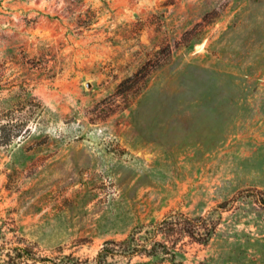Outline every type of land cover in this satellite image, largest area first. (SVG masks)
<instances>
[{
  "label": "rangeland",
  "instance_id": "374dc122",
  "mask_svg": "<svg viewBox=\"0 0 264 264\" xmlns=\"http://www.w3.org/2000/svg\"><path fill=\"white\" fill-rule=\"evenodd\" d=\"M29 99L0 147V264L133 236L153 254L106 264H264V0H0V113ZM181 213L206 240L153 233Z\"/></svg>",
  "mask_w": 264,
  "mask_h": 264
},
{
  "label": "trees",
  "instance_id": "16d2710c",
  "mask_svg": "<svg viewBox=\"0 0 264 264\" xmlns=\"http://www.w3.org/2000/svg\"><path fill=\"white\" fill-rule=\"evenodd\" d=\"M148 65H145L139 70L137 73H135L133 76H128L125 79H123L118 84V92L121 94L128 92L131 89H139L140 85L142 84L138 83V80L143 76L140 75L142 71L146 72L148 71ZM144 82V81H143ZM29 102L28 110L24 112V114L17 117H14L15 112L20 111L18 108H11L7 111L0 113V147L8 148L11 145L17 143L25 137L30 132L29 127V120L30 116L34 112V108L37 106H40V103L38 101H34L33 99L25 100V103ZM182 219L180 221H177L175 218H172L171 216L165 217L162 221L158 222L157 224H154L153 226V233H156L159 230H164V228H171L176 223H181L183 230L190 236L193 237L197 241H203L206 240V236L210 233V229H208L206 232L200 231V224L198 223L200 220L203 219L202 216H197L194 218H191L189 216L183 215L181 213ZM151 233V235H153ZM137 236H133L131 238H124L117 241H112L111 243H107L101 247L99 252L97 253L95 264H106L107 257L110 255H114L118 251H123L127 253H142V254H153V250H155V246L157 242H159L157 239H153L154 244L151 246V248L147 247L145 243H143L141 240L136 238ZM152 238V236L150 237ZM148 237V239H150ZM147 240V239H146ZM156 242V243H155ZM118 246V247H115ZM16 252L11 255L9 253V259L12 260V262H17L18 260L22 259L23 257L31 258V259H40L45 260L46 257H38L29 247H17L15 248ZM152 250V251H151ZM57 264H63V263H57ZM73 264H78L73 263Z\"/></svg>",
  "mask_w": 264,
  "mask_h": 264
}]
</instances>
